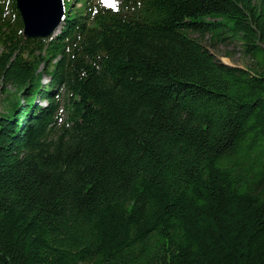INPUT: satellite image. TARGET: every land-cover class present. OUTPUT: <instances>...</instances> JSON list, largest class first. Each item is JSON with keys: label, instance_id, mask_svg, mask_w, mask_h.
Wrapping results in <instances>:
<instances>
[{"label": "trees", "instance_id": "1", "mask_svg": "<svg viewBox=\"0 0 264 264\" xmlns=\"http://www.w3.org/2000/svg\"><path fill=\"white\" fill-rule=\"evenodd\" d=\"M113 1L1 0L0 264H264V0Z\"/></svg>", "mask_w": 264, "mask_h": 264}, {"label": "water", "instance_id": "2", "mask_svg": "<svg viewBox=\"0 0 264 264\" xmlns=\"http://www.w3.org/2000/svg\"><path fill=\"white\" fill-rule=\"evenodd\" d=\"M25 39H47L62 24V0H15Z\"/></svg>", "mask_w": 264, "mask_h": 264}, {"label": "rangeland", "instance_id": "3", "mask_svg": "<svg viewBox=\"0 0 264 264\" xmlns=\"http://www.w3.org/2000/svg\"><path fill=\"white\" fill-rule=\"evenodd\" d=\"M72 1L74 2V5L76 6L75 8H79L80 7L81 2L78 3L79 1H83V2L88 1L91 4H93V6L97 4V0H72ZM110 3L113 4V2H111V1H110ZM105 5H107V4H105ZM0 6H1V0H0ZM60 30H61V28H59L55 32L53 38H55L56 36H58L60 34ZM217 59L221 63H223L225 65H229V66H236V67H239V68H244L247 65V63L239 55L233 57L232 59H227V58H223V57H217ZM47 83H48V80L45 77L44 80H43V84H47ZM37 103H38V105L45 106L44 102L37 101ZM0 111H2V109ZM60 114H61V117H62L61 119H64V110L63 109L60 110Z\"/></svg>", "mask_w": 264, "mask_h": 264}, {"label": "snow or ice", "instance_id": "4", "mask_svg": "<svg viewBox=\"0 0 264 264\" xmlns=\"http://www.w3.org/2000/svg\"><path fill=\"white\" fill-rule=\"evenodd\" d=\"M103 3L107 4L110 7H113L114 5L110 3V0H102Z\"/></svg>", "mask_w": 264, "mask_h": 264}]
</instances>
